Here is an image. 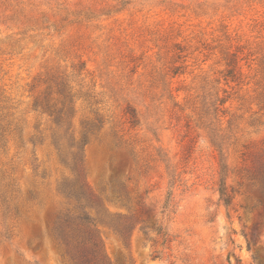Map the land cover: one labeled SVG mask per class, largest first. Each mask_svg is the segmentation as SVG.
I'll return each instance as SVG.
<instances>
[{
  "label": "rangeland",
  "instance_id": "1",
  "mask_svg": "<svg viewBox=\"0 0 264 264\" xmlns=\"http://www.w3.org/2000/svg\"><path fill=\"white\" fill-rule=\"evenodd\" d=\"M263 179L264 0H0V264H264Z\"/></svg>",
  "mask_w": 264,
  "mask_h": 264
},
{
  "label": "trees",
  "instance_id": "2",
  "mask_svg": "<svg viewBox=\"0 0 264 264\" xmlns=\"http://www.w3.org/2000/svg\"><path fill=\"white\" fill-rule=\"evenodd\" d=\"M131 119L132 123H135L136 116L132 114ZM60 191L66 199H74L78 206H81L83 201L88 202L93 199L87 184L81 180L77 184H64L60 188ZM219 194L224 202V205L228 206L230 204V197L226 195L225 189L222 187V185L219 189ZM262 202L264 206V189ZM78 218L85 223L86 232H80L79 226L74 222H71L70 218L67 217L58 220L54 224L53 234L58 245L63 249L64 253L72 264H107V259L103 251L101 239L95 233L94 222L86 214H83ZM138 225H140L139 229L143 233H146V231L149 229L148 221L143 219L141 216H136L135 222L132 223L129 228V232H132ZM111 226L119 234L122 233L118 225L112 224ZM156 231H158L159 234L161 233L160 229H156ZM253 259H256V257H253Z\"/></svg>",
  "mask_w": 264,
  "mask_h": 264
}]
</instances>
